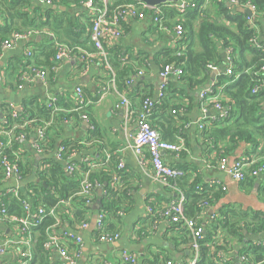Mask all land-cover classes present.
Instances as JSON below:
<instances>
[{"label": "crops", "instance_id": "1", "mask_svg": "<svg viewBox=\"0 0 264 264\" xmlns=\"http://www.w3.org/2000/svg\"><path fill=\"white\" fill-rule=\"evenodd\" d=\"M12 1L18 2V6L17 8L11 6V14L19 12V14L29 15V17L37 15L41 17L40 12L35 14L37 9L41 11L49 9L65 11L64 6L53 4V1L58 2V0ZM47 1H49L48 4ZM80 3L79 7L81 8L79 9L74 8L73 4L69 5L73 10H69L68 14H74L78 18V24L84 26L83 22H91V12L86 8L84 2ZM209 6L210 4L206 9ZM82 12L84 13L82 14ZM53 16L55 17L56 14L53 13ZM220 20L224 21L223 18ZM14 23L20 26L23 20L21 22L14 19ZM197 23L198 19L194 22L195 26ZM251 27L256 32L257 38L264 41V16L256 18ZM168 30V32H162L158 28L156 29L150 16L130 20L123 26L124 33L121 39L115 42H106L104 45L108 54L110 70L106 69L99 58H92L83 66L78 53L56 64L52 55H46L42 59L47 70L46 80L44 82L37 81L33 84H23L20 90H18L13 77H11V88L4 87V82L9 79L10 71L11 76H13V70L17 67L18 62L26 63L25 54L28 48L32 52H38V54L49 52L52 44H55L56 37L52 34L40 33L35 35L34 42L32 39L19 42L13 49L3 50L0 55V120L5 121V114L9 110V108L8 110L3 109L4 104L11 105L14 111H20L23 105L31 106L37 113L36 104L45 105L47 108L46 103L49 99H55L54 109L51 108L53 112L48 122L44 123L42 120L34 118L37 119V125L33 124L32 119L23 125L14 123L11 126V133L16 130V127L27 125L30 127L32 124L34 126L31 127L30 134L21 141L22 144L18 149L13 148L12 141L9 149H12V158L17 163H21L26 171L25 177L19 184V191L25 182L36 181V173L48 169L56 161L55 151L61 144L76 147V154L72 158L73 163L78 166L76 173L68 175L64 164H62L63 170L72 181L80 178L77 177L81 176L80 167L87 160L90 163L95 160L96 164L101 165L97 169L105 165V170L108 173L116 171L119 174L118 194L115 197L118 202H116L118 210L114 215L106 216L104 228L111 232H119L120 237L116 242L106 244L96 238V232H92L89 225L80 231L72 230L66 225L63 230L72 232L80 239V257L77 264H121L119 253L122 250L136 255L138 264H151L156 258L161 260L166 257L184 264L191 258V254L187 250L184 251V247L179 244L180 240L172 230L173 224L171 222L161 218L157 220L153 228L146 207L151 206L157 210L166 208L175 199L176 191L152 180V169L148 158L145 157L140 161V158L135 155L131 148V135L135 128L134 122L131 120L126 123L123 109L115 107L121 96L128 98L131 108L137 107L144 97L157 101L161 79L159 78L160 66L157 64L156 58L159 57L158 53L162 49H174L177 46V41L171 32L172 29ZM88 37L89 31L85 28L79 37V41L84 42ZM61 39L63 41L68 40L65 36H62ZM30 42L32 44H29ZM86 46L90 47L88 42ZM218 50L222 55L218 75L210 71L208 81L203 87H199L193 95L188 94L187 84L181 81L179 77H169L165 94L168 106H165V109H154L150 116V123L161 132L162 138L183 147V151L178 155L168 152L162 153V158L167 164L183 168L185 177H188L190 182L198 178L202 184L219 181L226 187L222 197L209 208H203V213L196 218L202 222L203 226L211 218L213 214L211 212L217 213L226 205H235L242 210L264 213L263 177L251 179L248 188L242 187V183L247 179L241 183L232 181L227 175L217 170L218 153L213 149L211 141H206L201 135L204 126L209 125L208 118L217 115V111L213 109L212 105L207 108L206 113L202 112L198 103V95L201 91L213 89L217 76L224 73V51L220 46ZM114 65L117 69L126 67L140 72V77L135 78L130 85L131 89L128 87L125 89L121 82L115 80ZM139 78L143 81L141 84L137 83ZM126 86H128L127 83ZM77 88L81 90L82 100L80 103L83 105L81 109L77 108V106L80 107V104L77 103ZM262 89H264V82ZM217 93L222 96L219 90ZM170 108L181 112L170 117L168 111ZM180 113H184V116ZM83 114L88 116V122L81 119ZM89 119L92 123H89ZM198 122L203 124L202 130L198 128ZM91 125L95 127V130H92ZM0 129V139L2 141L8 140L7 133L10 130H6L5 127ZM39 129L44 130L47 141L42 154H38L34 150L36 133ZM261 148L262 145L256 150H252L249 145L241 143L228 158L230 162L240 158L256 160L257 157L254 153L262 151ZM118 163H122V169H118ZM13 186L12 181L11 183L4 182L0 176V192ZM181 188L179 190H182ZM100 190L102 188L94 190V197L98 203L103 194ZM95 213L90 214L89 223ZM16 235V227L13 224L8 221L0 222V242L5 239H15ZM217 235L218 241L225 239L227 243L226 251L223 253L224 262L221 264L226 262L232 264L239 259L244 260V257L240 255L243 246L246 244L245 240V242L240 243L236 238L228 236L227 232L221 230ZM246 240L253 241V244L258 245L259 242L264 241V238L263 235H247ZM67 246L70 251L77 248L75 243H68ZM33 248L34 246L31 247L32 252ZM36 260L34 264H61V260L55 252L44 259L37 258ZM0 264H20L15 247L11 246L7 253L0 258Z\"/></svg>", "mask_w": 264, "mask_h": 264}, {"label": "trees", "instance_id": "2", "mask_svg": "<svg viewBox=\"0 0 264 264\" xmlns=\"http://www.w3.org/2000/svg\"><path fill=\"white\" fill-rule=\"evenodd\" d=\"M87 1L88 0L53 1V4L57 6H64L65 11H53L50 9L41 11L37 9L35 14L40 12L42 14L40 15L41 17H39V15L29 17V15H22L19 14V12L11 14V6L17 8L18 2L0 0V55L3 52L1 44L4 41L8 40L14 33H24L27 31H36L39 34H52L56 37L55 44L78 47L84 51L92 52L93 48L89 37L84 42L79 41V37H81L82 33L85 31V28L90 32L91 22H83L84 26L79 25L77 21L78 18L75 17L74 14H68L69 10H73L69 5L73 4L75 6L74 8L79 9L81 8L79 7L81 5L80 2L85 3ZM91 1L93 6L97 8L103 6L102 0ZM189 1L195 3L196 7L187 10L185 13H180L170 8L167 4L159 6L162 13L163 26L172 29L174 26L180 24L184 30L183 38L176 42L177 46L174 49L164 48L158 53L159 57L157 56L158 58H156V61L160 66V71L167 65L180 68L182 74L179 79L187 84L188 94L193 95L199 87H203L208 81L210 75L208 66H220L222 55L218 47L220 46L222 51L231 49L234 54L232 66L238 77H227L222 73L217 76L216 84L213 87L215 92L219 90L222 93V96L218 97V99L222 105L229 106L231 111L226 119L204 126L201 135L206 141H211L213 149L218 153V159L231 155L241 143L249 145L252 150H256L262 145V151L254 153L257 157L254 167L262 165L264 164V89H262L264 76L259 74V70L264 66V41H260L257 38L256 32L251 25L247 23V15L227 8L224 3L225 0H210V6L207 9L202 7L204 0ZM237 1L240 4L252 5L256 10L255 19L263 16L264 0ZM106 2V6L109 10L123 4H136L134 0H106ZM53 13L56 14L55 17L57 18L53 16ZM83 13L84 12H82V14ZM220 18H223L224 21L220 20ZM14 19L21 22L23 20L22 25L17 26L14 23ZM196 19H198L197 27L194 24ZM154 26L156 29L158 28L157 25ZM62 36H65L68 40L63 41L61 39ZM35 39L36 36L34 38L32 37L33 42ZM252 39L256 40L260 48H255L251 45L250 41ZM31 42L29 44H32ZM87 42L90 47L86 46ZM55 44H52L50 50L47 48V50H49V52H47L48 54L32 52V56L26 63H22L21 61L18 62L17 67L13 70V76H11L10 71L9 79L4 82V87L11 88V77L15 79V84L19 86L21 84L19 81L20 73L26 72L27 66L30 64L31 66L47 72L42 59L46 55H52L53 58L55 57ZM114 67L115 80L121 82L125 89H127V87L131 89L130 85L132 83L129 84L128 81L130 77L137 75L139 72L126 67H121L119 69H117L115 65ZM142 82V79L139 78L137 83L141 84ZM126 83L128 86H126ZM260 84L261 87L258 89L257 93L251 95V89L255 86H260ZM166 101L167 100L164 98L161 103L154 104V109H165V106H168ZM198 103L200 105V101ZM140 104L132 109L136 112ZM8 107L9 105H3V109L5 110H8ZM33 109L34 107L23 105L20 111L14 112L15 115L8 110L4 118V122L6 123L2 124V127H5L6 130H11V126H13L14 123L23 125L25 122L33 119V124L37 125V119L42 120L44 123L50 120L53 109L46 108L45 105L39 104L35 106L37 113H35ZM173 110L176 109H168L170 117L172 115L171 111ZM182 114L181 115L184 116V113ZM86 117L88 120L87 115ZM0 122L3 121L0 120ZM89 123H92L91 119H89ZM33 124L30 127L29 125L25 127H16V130L13 131V135L15 137L16 135H23L26 137L30 134L31 127H34ZM153 127L158 131L155 126ZM91 128L95 130V127L92 125ZM159 133L161 135V132ZM43 142L46 146V137ZM21 144V141H14L13 148L18 149ZM60 146H63L67 153L71 152L73 149L76 151V147L72 145L61 144ZM44 148L45 147H43V151ZM6 154L11 161L16 162L12 158V149L7 150ZM16 164L20 169L22 180L23 177H25L26 171L21 163L19 164L16 162ZM91 164L94 165V168L84 163L80 167L81 176H77L80 178H76L72 181L63 170L62 163L55 161L48 169L40 170L35 174L36 181L24 183L23 188L19 191V199L13 196L3 199L2 202L7 210V214L11 217L20 218L24 216L19 201L21 199H26L31 203L33 209L43 208L45 210L46 216L43 217L38 224L31 227L30 244H32L31 247L34 246V248L33 252L31 250L32 257L28 264H34L37 258L44 259L47 257V254L43 250V244L47 241L48 235L51 234V232H55L57 235L66 225L72 230H75L77 226L88 222L90 214L94 212L92 206L95 204H97L99 208L98 211H103L107 215H114L118 210L117 201L115 200L118 189L117 187L111 188L110 185L112 175L117 172L108 173L105 170V165L97 169L98 166L101 165L98 163L96 164L95 160L91 162ZM180 169L183 170V168ZM87 172L89 174V181L98 182L103 192L99 203L94 197L93 205L91 206L86 205L84 199L77 195L79 192V182L84 173ZM246 179V181L242 183L243 188H248L251 184V178L247 176ZM177 186L179 189L182 187L181 189L184 190L183 192L186 198L184 215L187 218H198V216L203 213V208H209L224 194L220 190L211 189L206 183H200L198 178L190 182L188 177H183L177 182ZM196 188H200V190L197 191ZM61 202H68V205H61ZM51 208H55V216H50L48 214ZM198 224L203 227L204 233L199 241V257L196 264H218L214 261V256L216 253H224L227 248V243L225 239H222L213 244L214 252L210 250L211 248L209 245L214 241V238L220 230L225 233L227 232L228 236L236 238L240 243L244 240L246 241L240 255L244 257V260L242 261L239 259L232 264H255L259 262L264 264V246L253 244V241L246 240L247 235H263L264 238V213L242 210L235 205H226L217 213L215 212L214 218L209 219L204 226L201 221H198ZM57 225L58 227L52 228ZM172 230L177 234L180 240L179 244L184 247V251L187 250L189 252L188 248L192 240L190 231L183 228L180 224H174ZM104 231L106 233H115L105 228ZM165 259L168 258L166 257L162 260ZM159 261L160 260L156 258L151 264ZM224 264L231 263L226 262Z\"/></svg>", "mask_w": 264, "mask_h": 264}, {"label": "built area", "instance_id": "3", "mask_svg": "<svg viewBox=\"0 0 264 264\" xmlns=\"http://www.w3.org/2000/svg\"><path fill=\"white\" fill-rule=\"evenodd\" d=\"M102 7H95L91 0L85 2L86 8L91 12V28L89 32L90 43L92 45L93 51L87 52L78 47H68L64 44H55V57L54 63H60L64 59H68L73 54L78 53L80 55V59L82 61L83 66L92 58H99L105 65L106 69L110 70L109 62H108V54L105 50V43L115 42L122 38L123 36V26L127 24L130 20L143 19L146 16H150L154 25L158 26V29L162 32H168V28L163 26L162 23V13L160 11V7H149L144 3H136V4H123L117 6L111 10H109L106 6V0H102ZM47 4L49 1L46 2ZM226 7L230 8L232 11L235 9L247 10L251 13L250 16H247L246 21L249 25H252L255 21L256 10L250 4H240L237 0H228L224 1ZM210 4V0H204L203 8H206ZM170 8L180 12L185 13L187 10L194 9L196 4L189 0H178L177 3L167 4ZM150 15H149V13ZM262 15L264 16V10ZM171 32L174 35V39L179 41L183 38L184 30L183 27L179 24L172 28ZM39 33L36 31H27L24 33H14L10 36V38L4 41L1 44L2 50H11L13 49L19 42H26L32 39L33 36L38 35ZM251 45L255 48H260L256 42V40L252 39L250 41ZM26 62L32 56V51L28 49L26 51ZM224 75L227 77L238 75L234 72L232 66V59L234 54L231 49H226L224 51ZM208 70L212 72H217V66H208ZM182 74V70L180 68H175L171 65L164 66L163 69L159 73V78L161 79L160 92L158 94L157 101H152L151 98H144L140 104L139 109L135 112L131 106L128 98L126 96H121L119 101L116 103V108L123 109L124 112V121L126 123L134 122L135 128L132 132L131 139L132 145L131 148L135 155L140 158L142 161L145 157L148 158L149 165L152 169V180L160 184L164 187L175 190L176 196L172 203L162 210L154 209L151 206H147L146 211L149 214L150 222L154 226L157 223V220L163 218L167 219L169 222L174 224H180L183 228L190 231L191 234V243L189 244V252L191 254V258L186 264H196L199 257V241L203 235V227L198 224V220L196 218H187L184 215V205L186 202V198L184 192L179 190L177 186V182L185 177V171L173 167L167 164L163 158L162 153L168 152L172 154L178 155L181 151H183V147L177 143H171L164 140L160 133L151 125L150 116L152 114V110L154 109V104H159L165 98L166 90H167V80L171 76L180 77ZM259 74L264 76V66H262L259 70ZM140 72L130 77L128 83L131 84L135 78L140 77ZM218 75V73H217ZM47 74L45 71L40 70L34 66L28 65L26 72L20 73L19 81L21 84L18 86V90L22 88L23 84H33L37 81L44 82L46 80ZM263 84V81H262ZM260 86H255L251 89L250 94L255 95L260 89ZM76 95L78 97V109L82 108V104L80 103L81 98V90L79 88L76 89ZM218 97L220 95L215 92L213 89H207L201 91L198 95V99L200 101L201 110L203 113H206V110L210 105H212L213 109L217 111V115L215 117H209L208 123L212 124L218 121H222L229 116L231 108L229 106H224L219 101ZM55 99L50 98L48 103H46L47 108H53ZM9 111L13 112L15 115V111L9 105ZM180 110L171 111L172 115H177ZM181 114V113H180ZM81 119L84 122H87L86 115H82ZM6 122H0V128H2V124ZM198 128L202 130L203 124L198 122ZM1 135V129H0ZM8 140L2 141L0 139V176L4 182L11 183L13 182V187H7L2 192H0V222L8 221L10 224H13L16 227L17 235L15 239H5L0 242V258L3 257L11 246L16 248L17 255L19 258L20 264H28L31 257V238L30 231L31 227L38 224L43 217L46 216L45 210L43 208L33 209L31 203H29L26 199L19 200L21 203L22 211L24 213L23 217H11L7 214V210L3 204V199L8 196H13L14 198L19 199V187L21 180V172L16 164V162L11 161L6 154V151L11 148V141H22L25 136L19 135L15 137L11 130L7 133ZM44 139L45 133L43 129H39L36 133V139L34 144V150L38 154H42L44 147ZM76 154V151L73 149L71 152L67 153L63 146H58L55 151V160L59 163L64 164L65 171L68 175H74L78 170V166L73 163L72 158ZM88 166L94 168V165L87 160ZM255 159L249 158H240L230 162L228 157H222L218 159L217 162V170L227 175L232 181L236 183L243 182L247 176L249 178H257L262 176L264 179V164L256 166ZM122 163H118V169H122ZM88 172L84 173L80 182H79V192L78 196L84 199L86 205H93L94 199V190L101 189V185L98 182H91L88 179ZM119 180V174L114 173L112 175V179L110 182L111 188L117 187V182ZM211 189L220 190L223 193L226 191V187L219 181H211L206 183ZM196 190H200V188H196ZM61 205H68V202H61ZM206 208V207H205ZM207 210V209H205ZM213 213V214H212ZM50 216L56 215L55 208H51L49 213ZM211 218H214L215 213L211 212ZM108 216L103 211L96 212L95 219V227L94 231L96 232V238L103 243L112 244L116 242L120 234L119 232L115 233H106L104 231V222L105 218ZM89 225V221L83 223L75 229V231H80L81 229H86ZM58 227L53 226L52 228ZM61 232L55 234V232H51L48 235L47 241L43 244V250L49 256L51 253L55 252L59 259L61 260V264H77L80 257V239L77 235L72 232H68L66 230H60ZM218 236V235H217ZM217 236L214 238V241L209 245L210 250L214 252L213 244L218 242ZM75 243L76 247L73 250H69L67 244ZM259 245L264 246V241L259 242ZM121 264H138V258L136 255L128 253L122 250L120 253ZM214 261L218 264L224 262L223 253H216L214 256ZM262 262L255 263L261 264ZM154 264H183L182 262L175 261L173 259H165L160 260Z\"/></svg>", "mask_w": 264, "mask_h": 264}, {"label": "water", "instance_id": "4", "mask_svg": "<svg viewBox=\"0 0 264 264\" xmlns=\"http://www.w3.org/2000/svg\"><path fill=\"white\" fill-rule=\"evenodd\" d=\"M136 3H144L149 7H159L161 5H166V4H173V3H177L178 0H134ZM237 12H241L247 16H250L251 13L247 10H241V9H235ZM220 71V70H219ZM219 71L214 72V74L216 75L217 73H219ZM100 192H102V190H100ZM98 206L94 205L92 206V210L94 212L98 211ZM95 219H96V213L93 216V219L90 221L89 223V229L93 232L94 231V227H95Z\"/></svg>", "mask_w": 264, "mask_h": 264}]
</instances>
